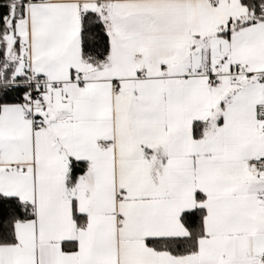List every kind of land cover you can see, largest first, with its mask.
Segmentation results:
<instances>
[{"label": "snow or ice", "instance_id": "snow-or-ice-1", "mask_svg": "<svg viewBox=\"0 0 264 264\" xmlns=\"http://www.w3.org/2000/svg\"><path fill=\"white\" fill-rule=\"evenodd\" d=\"M0 264H264V0H0Z\"/></svg>", "mask_w": 264, "mask_h": 264}]
</instances>
